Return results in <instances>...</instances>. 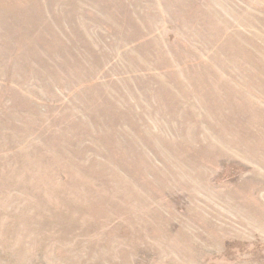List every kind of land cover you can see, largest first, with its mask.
<instances>
[{"label": "rangeland", "instance_id": "obj_1", "mask_svg": "<svg viewBox=\"0 0 264 264\" xmlns=\"http://www.w3.org/2000/svg\"><path fill=\"white\" fill-rule=\"evenodd\" d=\"M0 264H264V0H0Z\"/></svg>", "mask_w": 264, "mask_h": 264}]
</instances>
